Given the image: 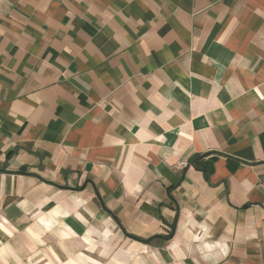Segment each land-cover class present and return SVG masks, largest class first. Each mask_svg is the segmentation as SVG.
I'll return each mask as SVG.
<instances>
[{"label": "crops", "instance_id": "crops-1", "mask_svg": "<svg viewBox=\"0 0 264 264\" xmlns=\"http://www.w3.org/2000/svg\"><path fill=\"white\" fill-rule=\"evenodd\" d=\"M0 264H264V0H0Z\"/></svg>", "mask_w": 264, "mask_h": 264}, {"label": "built area", "instance_id": "built-area-1", "mask_svg": "<svg viewBox=\"0 0 264 264\" xmlns=\"http://www.w3.org/2000/svg\"><path fill=\"white\" fill-rule=\"evenodd\" d=\"M187 164L183 165L184 167L186 166Z\"/></svg>", "mask_w": 264, "mask_h": 264}]
</instances>
